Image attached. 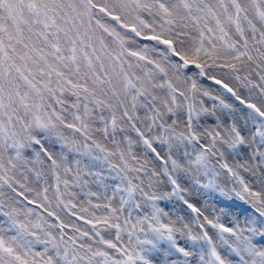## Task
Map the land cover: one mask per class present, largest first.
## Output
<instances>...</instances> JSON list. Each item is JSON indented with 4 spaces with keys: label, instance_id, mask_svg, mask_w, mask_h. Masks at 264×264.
Instances as JSON below:
<instances>
[{
    "label": "snow or ice",
    "instance_id": "1",
    "mask_svg": "<svg viewBox=\"0 0 264 264\" xmlns=\"http://www.w3.org/2000/svg\"><path fill=\"white\" fill-rule=\"evenodd\" d=\"M0 264H264V0H0Z\"/></svg>",
    "mask_w": 264,
    "mask_h": 264
},
{
    "label": "bare ground",
    "instance_id": "2",
    "mask_svg": "<svg viewBox=\"0 0 264 264\" xmlns=\"http://www.w3.org/2000/svg\"><path fill=\"white\" fill-rule=\"evenodd\" d=\"M192 199H193L194 201L198 202V206H201L199 202L202 201V199H203L202 197H199V196L193 194ZM236 203H239V201H237ZM208 211L210 212L211 209L209 208ZM185 214H187V213H185ZM225 222H227V221H225ZM78 223H80V222H78ZM81 226H82V227H87V226H85V225H83V224H81Z\"/></svg>",
    "mask_w": 264,
    "mask_h": 264
}]
</instances>
